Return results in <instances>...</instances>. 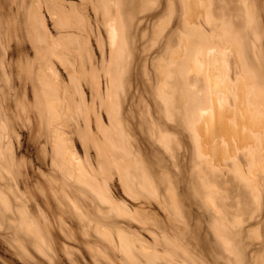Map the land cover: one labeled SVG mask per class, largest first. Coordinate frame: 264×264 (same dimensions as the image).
<instances>
[{
	"label": "rangeland",
	"instance_id": "374dc122",
	"mask_svg": "<svg viewBox=\"0 0 264 264\" xmlns=\"http://www.w3.org/2000/svg\"><path fill=\"white\" fill-rule=\"evenodd\" d=\"M211 3L201 37L183 0H0V264H264V0ZM221 27L246 136L207 153Z\"/></svg>",
	"mask_w": 264,
	"mask_h": 264
},
{
	"label": "bare ground",
	"instance_id": "6f19581e",
	"mask_svg": "<svg viewBox=\"0 0 264 264\" xmlns=\"http://www.w3.org/2000/svg\"><path fill=\"white\" fill-rule=\"evenodd\" d=\"M183 7L187 13L186 20L188 21V23L194 26L193 28L198 33L199 36L204 37L206 33V29L202 27L201 23L197 22L198 20L197 18L199 15L203 14L204 17L207 18L209 21L216 22V18L211 15L214 9L211 3V0H183ZM117 27L118 25L116 26L115 24L112 23L111 28H110L112 44H115L118 39L119 32H118ZM220 29H221L222 34L225 36V38L226 39L228 38V41L230 42V44H228L225 48H221V47L214 46V45H209L207 47H204L201 45L199 46L196 52L195 51L193 52V55L190 58V65H191L190 68L196 71L204 70L207 73V77L209 80L210 105L207 108H203L200 110V120L198 122L197 121L189 122L190 126L192 127L193 130L195 129L197 134L203 135L200 138H202V145H203L204 150L207 153L208 151L210 153H213V152L223 153L224 152L223 149H221L222 148L221 146L223 145V143H221L222 145L219 144L220 146L218 145V142H219L218 139L222 138L223 133L225 137L229 139L232 145H234V147L236 144H239V142L244 141V138L246 136L245 134H243L242 130L239 127L240 125V123H238L239 120L237 121L238 125L236 127V124L233 123V121L230 122L229 115H228L229 114L228 108L231 105L230 94L234 92L235 86L232 81V78L230 77L231 67L227 60V53L230 50H233L239 53L241 43L235 37L229 36L224 31V27H221ZM188 41H189L188 36L186 35L183 36L181 47H178V48L176 47V49H173L172 51L173 58L182 56L184 54V52L186 51V48L189 45ZM51 70L54 73L55 79H57L58 74L56 73L55 70H53L52 67H51ZM43 81L45 80L43 79ZM113 84L117 85V81H113ZM219 91H226L227 95L222 97L219 94ZM241 94H242L241 89L239 87L238 96L236 97L235 100L236 102L239 103V106H243V108H246L247 110L248 105H246V107L244 106L245 102H243ZM259 103L261 104L260 101ZM115 109L118 110L117 108ZM238 110L239 108L237 109V112ZM246 112H250V111L247 110ZM238 115L240 117L239 116L236 117L237 119L238 118L241 119L242 117H244L242 114H238ZM262 120H264V118ZM250 123L254 127L257 125L255 119L251 120ZM261 133L262 132H260V134ZM251 136L252 134L248 135V137H251ZM262 138L264 142V136ZM68 150L70 151L69 148ZM68 154H71V152ZM216 157H217V154H216Z\"/></svg>",
	"mask_w": 264,
	"mask_h": 264
}]
</instances>
